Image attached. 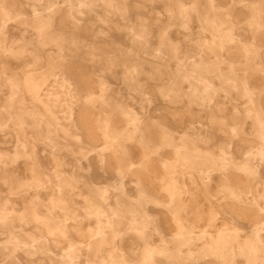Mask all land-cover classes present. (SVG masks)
<instances>
[{"label":"rangeland","instance_id":"374dc122","mask_svg":"<svg viewBox=\"0 0 264 264\" xmlns=\"http://www.w3.org/2000/svg\"><path fill=\"white\" fill-rule=\"evenodd\" d=\"M0 264H264V0H0Z\"/></svg>","mask_w":264,"mask_h":264}]
</instances>
